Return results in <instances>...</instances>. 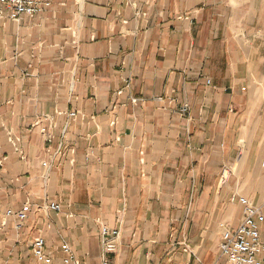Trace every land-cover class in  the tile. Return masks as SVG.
<instances>
[{
	"label": "crops",
	"instance_id": "0c3cea01",
	"mask_svg": "<svg viewBox=\"0 0 264 264\" xmlns=\"http://www.w3.org/2000/svg\"><path fill=\"white\" fill-rule=\"evenodd\" d=\"M263 161L264 0H56L0 20V264H36L39 237L52 264L64 243L101 264V224L119 232L109 264H217L239 198L264 212Z\"/></svg>",
	"mask_w": 264,
	"mask_h": 264
},
{
	"label": "built area",
	"instance_id": "2783aa9c",
	"mask_svg": "<svg viewBox=\"0 0 264 264\" xmlns=\"http://www.w3.org/2000/svg\"><path fill=\"white\" fill-rule=\"evenodd\" d=\"M56 0H0V20H10L18 22L22 16L34 17L51 7ZM209 84V81L207 82ZM188 105L179 108L181 116L188 114ZM75 114L71 113L73 117ZM48 121L43 118L35 123L39 126L43 135H48L49 127L42 126L41 123ZM48 169L47 163L42 164ZM264 168V161L262 162ZM229 171L225 169L220 178L224 183ZM241 208L240 221L234 231L224 229L222 241L219 247L217 264H264V212L247 198H239ZM52 211L60 212V206L50 203L44 206H36L35 209L30 204H25L20 211H8L7 216L12 217L20 228L28 215L32 212ZM119 232L110 229L107 225L101 224L99 230V240L101 247V264H109V256L115 253L118 245ZM30 250L36 264H52V257L46 251V243L42 237L31 242ZM65 255L64 264H78L73 257L70 246L66 243L62 245Z\"/></svg>",
	"mask_w": 264,
	"mask_h": 264
},
{
	"label": "rangeland",
	"instance_id": "374dc122",
	"mask_svg": "<svg viewBox=\"0 0 264 264\" xmlns=\"http://www.w3.org/2000/svg\"><path fill=\"white\" fill-rule=\"evenodd\" d=\"M247 147H248V145H247V143L245 142V140L240 142V144H239V149H238V153H237V158H238L240 161H242V159H244V157L247 155ZM255 148H256V147H255ZM220 178H221V177H219V179H218V184H219L221 187L226 186L227 183L230 181L229 176L226 177V180H225L224 183L220 182ZM3 252H4V251H3ZM6 253H7V252H6ZM3 255H4V253H3ZM28 260H29V258H28ZM29 261H30V260H29ZM29 261H28V264H29ZM24 264H25V263H24Z\"/></svg>",
	"mask_w": 264,
	"mask_h": 264
}]
</instances>
